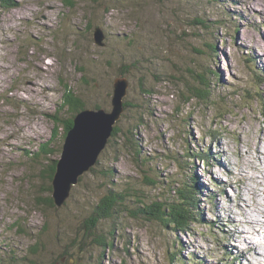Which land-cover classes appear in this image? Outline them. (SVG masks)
I'll list each match as a JSON object with an SVG mask.
<instances>
[{
    "label": "rangeland",
    "instance_id": "obj_1",
    "mask_svg": "<svg viewBox=\"0 0 264 264\" xmlns=\"http://www.w3.org/2000/svg\"><path fill=\"white\" fill-rule=\"evenodd\" d=\"M16 4L0 8V264H264V0ZM119 78L122 132L70 189L56 177L67 136L82 112L113 110ZM193 180L204 223L142 213ZM111 193L113 215L88 228Z\"/></svg>",
    "mask_w": 264,
    "mask_h": 264
},
{
    "label": "water",
    "instance_id": "obj_2",
    "mask_svg": "<svg viewBox=\"0 0 264 264\" xmlns=\"http://www.w3.org/2000/svg\"><path fill=\"white\" fill-rule=\"evenodd\" d=\"M105 39L104 31L98 27L95 30V43L103 46ZM129 86V82L125 78H119L114 82L113 110L111 112L96 110L97 113L93 111L81 113L83 117L87 118V121L81 126H74L69 132L63 147L62 159L58 161L56 177L62 184L70 183L69 187L72 189V183H77L80 177L97 165L101 153L112 137L116 123L120 121L122 113L125 111L123 99L128 93ZM59 186L55 183L56 189ZM65 188L67 187L62 185L60 191ZM56 204L62 205V203Z\"/></svg>",
    "mask_w": 264,
    "mask_h": 264
},
{
    "label": "trees",
    "instance_id": "obj_3",
    "mask_svg": "<svg viewBox=\"0 0 264 264\" xmlns=\"http://www.w3.org/2000/svg\"><path fill=\"white\" fill-rule=\"evenodd\" d=\"M16 0H0V8L2 9H10L16 6ZM215 49H213L214 51ZM201 82L203 83L205 88H201L203 92V98L204 100H208L209 95L208 93V88L210 89L209 86V81L207 77L203 76L201 77ZM211 90V89H210ZM210 92V91H209ZM192 95V94H191ZM197 98L198 94H196ZM194 98L192 97V100ZM67 104H71L72 102L70 100L65 101ZM65 103V104H66ZM74 103L76 104L77 108L80 110L83 108V106L80 105V102L78 99H75ZM129 106L128 103H125V109ZM55 125L57 126V123L59 121L58 117H54ZM73 126V123L71 120H69L66 125H65V131L68 132L69 129ZM122 130L121 128L118 127V125L115 127V131L113 134V137L118 136L121 134ZM47 145L42 146L41 150L46 152ZM197 157H200L199 155ZM203 160H206L203 158ZM202 160V161H203ZM54 173V171H52ZM156 183V182H155ZM177 195V202L174 204H169L167 202H155L150 206H146L142 209V213H144L148 218L155 219L160 221V223H163L164 226H173V228L177 231L181 232H188L190 229V225L193 222H202L204 223V216L202 214V220L199 219V215L197 213V217H195V212L194 210L199 209V201L197 200L199 196V186H198V181L193 180L191 183H184L182 187L178 188L176 191ZM118 196L117 194L111 193L108 195L99 205V207L96 209V213L94 212V215L89 217V226L88 228L91 229H97L99 227V223L103 219L110 218L114 210L116 208V205L118 204ZM94 232V230L92 231ZM113 236V235H112ZM97 243L99 244L100 247L104 248V251L106 249H113V241H111L110 238L108 237H97ZM35 246V248H37Z\"/></svg>",
    "mask_w": 264,
    "mask_h": 264
},
{
    "label": "bare ground",
    "instance_id": "obj_4",
    "mask_svg": "<svg viewBox=\"0 0 264 264\" xmlns=\"http://www.w3.org/2000/svg\"><path fill=\"white\" fill-rule=\"evenodd\" d=\"M264 128H262L261 129V135L263 136L264 135ZM260 135V134H259ZM259 139H261L260 137H259ZM253 150H254V152H255V155H259L260 156V158L263 156V152H262V148L260 147V144L259 145H257V146H253ZM251 154H253V152H251ZM262 193V192H261ZM253 195H254V197H253V200H254V204H253V207H255V208H258V205L260 206V208L261 207H264V203H262V201L260 200L262 197L260 196V194H258L257 192H256V190H255V192L253 193ZM243 196V195H242ZM241 196V197H242ZM261 197L260 199L258 198V197ZM240 197V198H241ZM239 198V199H240ZM264 198V197H263ZM238 199V200H239ZM262 203V204H261ZM261 210L263 211V209L261 208ZM259 211V210H258ZM262 213H260V215H261ZM237 231V230H236ZM231 236V235H230ZM237 236H238V241L242 244L244 241H246V236H244L243 234H242V231H239V232H237ZM238 244V243H237ZM255 249V247L253 246V245H248L246 248H245V250L243 251V253H245V252H247V251H249V250H254Z\"/></svg>",
    "mask_w": 264,
    "mask_h": 264
}]
</instances>
